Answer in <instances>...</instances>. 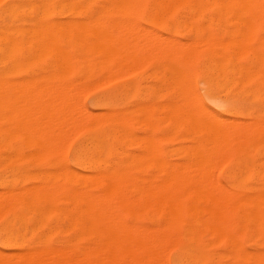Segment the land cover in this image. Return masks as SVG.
Masks as SVG:
<instances>
[{
	"label": "bare ground",
	"instance_id": "6f19581e",
	"mask_svg": "<svg viewBox=\"0 0 264 264\" xmlns=\"http://www.w3.org/2000/svg\"><path fill=\"white\" fill-rule=\"evenodd\" d=\"M64 1H66V2H77V3H109V5L111 4L112 8H113V5H112V3H113L114 6H115V4L127 6L126 8H124L125 11H126V9L129 11H132V10L134 11V6H133L134 4L136 7V5H137L136 3H143V2H146L147 0H64ZM151 1L155 3V7H156V9L153 11V14L155 13L154 17H155V15L156 16L161 15L159 18L157 17L159 19V21H160V19H162V17H172L174 15L175 11L181 10V9H183V10L186 9L188 11V14L192 18H201V19H202V17L205 16V14L207 12L210 11L211 13H213V15L217 19L237 20L236 24L237 23L238 24L236 26H241L242 28H240L241 29L240 31L241 32L244 31L243 33H245V34L244 35H238V36L234 35V37L231 35V38L233 37V39L229 42H226L224 40L214 41L213 39H210V38L207 39L206 37H205V40L203 37H201L203 40L200 38L201 40L193 41V42L189 39V41H191L192 43H190V44L188 43L189 44V46H188L187 42L185 41L186 42L185 44H187L188 47L185 45V49H184V48H182L183 43L181 41L176 39L178 42H181V43L175 42V45H174L173 43L175 40L173 41V39H175V38L172 39V37H169L167 39L166 35L163 36V38H160V37H158L159 35H156V37H158L156 39L154 36H151L154 38V39H151L149 37V33L152 32V31H149V30H152L151 28H148L149 30L146 28L149 31V33H145V30H146L145 27L143 28L142 26H140V29L143 28L144 30L143 29L142 30L144 32L141 30L143 32V34H141L142 32L139 33L140 29L139 30L136 29V28H139V25H138V27H136L137 23H135V21H133L134 24L132 22L131 23L133 24V26L135 25L134 30L135 31L138 30V32H134V30L131 29L130 25H129L128 29L133 31L132 34L135 35L134 38H136V36H138L140 39H142V41H141L142 44H139V46L137 47V46H133V45H135L136 43H137L136 45H138V43H141L140 41H138L139 38L137 37L138 42L133 37L131 38V36L129 38L126 37V39L131 38L130 40L131 41L134 40V42L123 40L124 36H123V38L119 37V32H116L117 29L115 28L117 26H114L117 22H115V24L113 25L112 18H110L108 20V23L106 21H103L110 26L109 27L107 25L108 28H110V29H108L107 26L104 27L105 25L103 26V23H102V25H100L101 20L99 19V16L96 15V14H98L97 13L98 11H96L95 15H96V17L98 16V19L100 20V21L98 20L100 23V24H98L99 26L89 27L85 21V24L89 28L88 27L86 28L83 25L85 27V29H84L83 27H81V25L80 26L78 25L79 28L81 27V29H80L81 31L82 30H85V31H82V32H84V34H81L82 32L79 34V32L77 31L79 28L77 26L78 29H76V30L74 29V33H75L74 35L75 36L77 35L76 31L78 33V36H76V37L73 36L72 31H71L72 29L68 30L71 27L69 25V23H67V26L69 25L68 29L65 28V26H63V25H61L59 23L57 24L54 22L52 24H56V25H49L50 22L46 26H42L39 23L38 24L34 23L35 25L37 24L38 27H35L34 30H33V28H31L32 31H31V29H30V31L34 33V36H35V32H39L41 37L42 36L45 37V39H43L42 41L44 44H47V46H49V49H48V47L43 45L44 47L43 48L41 47L42 51H44L43 49L45 47H46V49L49 50L50 54H52V56L54 58V63H56L59 71H61L62 73H64V71H65V73L66 72L71 73V71L73 69L74 62H75V60H77V56H79L77 53H79V51H82L81 50L82 48H80V45H79L80 43L75 42L74 39H77V40L82 39L84 35H87L88 37L90 36L89 38L91 40L93 39V41H94V42L91 41V43L93 42L94 44L93 43L90 44V46H91L90 47L88 45L89 43L88 44L86 43V41H88L87 38H85V36H84V38L86 39V41H84L85 42L84 46L88 45V47L86 49H88L90 47L89 48L90 51H93V49L95 48L94 52H97V54L99 53V51H101L99 49L103 50V51H101V53L103 54L102 57H104L103 58L104 63L102 62L103 65H102V63H100V65H99L100 68H101V65H102V67L104 66L100 70L101 73L105 72L102 69L107 68V66L105 64V63H107V59H108V62H109V60L111 61V59L114 60L115 56H113V55L117 54V51L115 48H118L119 45L121 44L120 47L122 46L123 49H120L118 51H121L120 52L121 54L120 53L119 54L121 55V58H123V59L121 60V58H120L119 63L117 61L116 62L117 64H114L112 66L110 65L113 69H114L115 65H118L119 67L117 66L116 69L113 70L114 73H113V71L110 70V68H107V69H109V71H107V73L106 72L104 73L106 75L102 74L105 77L100 78L99 81H101V83H103L104 79H105L106 83H108V82L112 81L113 79H116V78L120 79L121 77H124L121 75V73H123L122 71H125L123 66H125V68H126L125 72H127L124 74H128V73L131 74V72H128L129 70L132 69L131 67H134L136 65L139 66V64H141L140 65L141 67L139 66L140 67L139 69H142L144 67V65L147 64V62L149 60L152 61V59H154V58L150 57V56L153 57V53L155 55V52H156L157 56L162 54L161 58L163 59V62H162V64L160 61L159 62L163 67L160 64H159L160 65L159 67H162V69L164 70V73L163 74H162V72L159 73L160 70L158 69L159 68L157 66L158 64L156 65V67H158V68H156L155 66L154 67L156 69H158V71H159L158 74H161L162 77L165 76L164 79L167 80L165 85H167L168 81H171L172 84L170 83L171 84L170 86L175 88L174 93H175L176 97H177V95H178V97L180 95L183 96L182 94L188 88L186 91V94L185 93L184 94L186 96L188 93L189 95H187V96L193 98L191 100L190 98L188 99L187 97H186V99H184L185 96L183 97V99L177 97V98H175L177 100L175 102H169L168 104L164 103L165 106L167 105L165 107V111L163 110L164 108H162V107L160 108L166 113L165 115L162 114V115H164L163 117H165L167 115L168 121L173 120V122L171 121L173 123V124H171L172 126H175L177 129H180V128L183 129V132L186 129V132H188L189 136L191 137V140H190L191 144H187V146L179 147L173 151L169 150L171 153L173 152L174 155H172V156H178V157H180V159H182V161L176 162V163L172 162L170 159V157H171L170 152L168 150L162 154L159 150V149H161V147H159V144L156 141V139H157L156 136H154L152 134L150 135V133H148L150 136L148 137V135H147V138H146V135H145L147 133L146 132L144 134L145 137L144 136L143 137H144V139H147V143H146L147 147L144 148L145 145H142L140 143L141 141L139 142L142 145V147L146 150L142 149L141 147H139V148L144 150L143 152L146 151L145 152L146 154H142V152H141V154H138V155H143V156H141V158L145 157V156H147L149 158L150 161H147V162L145 161L146 163L151 162V164H149V163H148L149 165L147 164L148 168L150 165L152 166L151 168H149V170H151L153 168H154V170L155 169L157 170V172L155 170L156 174H153V175H148L146 177H134V176L130 177V174H129V176L127 174H125L127 171L125 173H122V171H123L122 168L124 169V167H127L126 164H128L127 162H126V164H124L125 160L127 158H129V156L131 158L132 155H128V156L122 155V157L125 156V158L123 159L124 162H122L123 164L116 163L117 165H115V166H109V165H105V163H104V165H102V162L100 163V161H99V159H101V158L99 157L97 159V157L93 154L95 151L99 152L101 147H103V146H101L102 141L97 139V138H91V139L89 138V143L87 145L85 144V145L81 146L80 153H79L81 158L82 159L84 158L85 160H81V159H79V160L85 161V163L87 164L86 168L92 169V171H94L93 169L97 168L99 173L98 174H84V175H81L82 173L78 174V179L75 180V182L71 181V182L75 183L73 185V187H69V186L62 185V184H61L62 185L61 186L60 183H59L60 186L59 185L57 186L56 184H55L56 186L54 184L49 185L51 183V181L49 182V184H46V183H42V182H44V180L43 181L39 180V182L36 181L37 183H39L38 187H37V185H36V187L33 186L34 188H32L30 186L31 187L30 192H29L30 189L28 187H25V188H28V191L22 189L24 192H26V193H22V190H21V192H17L18 190L15 191V189H11L10 186H8V184H7L8 178H6V177L8 175H6V177L4 176L5 179H2L0 181V184L4 185L3 191L0 192V218H6V220H5L3 225L1 223L2 226L0 225L1 226L0 227V233H1V235L4 236L3 237L4 243L6 244V246H8V247H11V245L17 246L21 250L19 253L15 254V255L14 254L13 255H11V254L10 255H6V254L4 255V253L1 254V252H0V264H166L165 260H164V259H166V257H164V254L166 253L167 250H169V249L171 250V248H174L176 251V258H175V261L173 264H223V263L218 262L216 254L209 251L208 248L204 247V245L199 241V239L197 238V230L198 229L204 230L205 232L209 233L210 235L213 234V236H214V233H216V232L220 233V235H218L219 237L221 236L222 238H225L228 241H233V242H235L234 241L235 238H234V235L231 234V230H235L238 226L237 222H240L241 220L242 221L245 220L247 223L249 222V223H253L256 225L261 224L260 228H261V230L262 229L264 230V193H259L257 197L252 196V197H254V200L250 196L249 197L252 200L249 199V197L248 198L246 197L247 199H245L242 196L240 197L241 199L239 197H238V199H237V197H236V199H234V197H232V195H234V194L230 195L231 192H228L229 191L228 190L226 192H228V195H230L231 198L234 199L233 200L230 198V200H232V201H230V203H229V201H227V200H229V198L222 200L225 198L224 193L222 194V192H221V194H222V196H224V198H220V197H222V196H220V192H219V195L218 194L216 195V193H218V192L215 190L216 189L219 190V188H217L219 184L214 183L213 180L211 179V176H210L213 172L212 171L213 167H214L213 165L216 166V164H214L215 162L221 161L220 162V164H221V163L225 162V159H229L237 167L235 168V170L232 168L233 171H229L227 169L229 172L226 175L227 177L229 176L230 178L241 180V179H243V177L251 175L254 179L257 178V179L264 180V168L259 167L257 165L255 166L249 158L251 155H254V156L256 155L257 157L258 156L260 157L264 153V120L256 121L255 118L253 117V113H252L251 108L250 107H244V105H243L244 102L252 101V100L256 99L257 97H259L258 91L260 90V88H264V43H258L260 41L257 42L254 39L256 37L255 33H257L255 31L258 28L256 22L259 20H261V22H262L264 20V0H151ZM0 2H1V0H0ZM152 2H151V4H153ZM33 3H34V1H33ZM41 3H43V2H41ZM59 5L61 6V4H59ZM130 5H132V6H130ZM39 6H40V4H39ZM55 6H53V7L55 8ZM75 7H77V4ZM84 7H86V6H84ZM96 7L97 6L95 5V8ZM102 7L101 6L99 7L100 10H102ZM122 7L120 6L119 9H122ZM131 7H133V8L131 9ZM43 8H45V10H46V7H43ZM71 8H72V6H71ZM106 8H103L104 11ZM148 8H149V6H148ZM21 9L19 8L18 10H21ZM37 9H39V8H37ZM63 9H65V8L63 7ZM119 9H118V12L123 13V10L120 11ZM151 9H153V7ZM5 10H6V8H4V7L1 8L0 19L4 18V15H5L4 11ZM36 10H35V12H36ZM67 10L68 9H66V11ZM32 11H33V9H32ZM32 11H31V13H32ZM38 11H40V10H37V12ZM59 11H61V10H59ZM42 12H41V14L44 15V13H42ZM47 12H48V10H47ZM62 12L64 13V11H62ZM67 12H69V10ZM115 13H116V10H115ZM119 13H117V14H119ZM69 14H71V12ZM107 14L105 17H107ZM109 14H110V12H109ZM147 14H149V13H147ZM9 15H8V17H9ZM57 15H59V14H57ZM84 15L87 16L86 13ZM40 16H42V15H40ZM71 16H73V15H71ZM88 16H90V15L88 14ZM116 16L117 17H120V16L123 17V15L121 13H120V16H118V15H116ZM90 17H89V19H90ZM108 17H110V16L108 15ZM147 18H148V16H146V19ZM157 18H155V19H157ZM124 19L128 20V21H132L131 19L130 20L127 19V17ZM110 20L112 21L111 23L113 26H111V24L109 23ZM113 20L115 21V19H113ZM149 20H151V19H149ZM152 20L155 22L154 19H152ZM24 21L26 22V20H24ZM44 21H46V20H44ZM66 21L67 20H64V22H66ZM72 21H70V23ZM93 21H94V18H93ZM98 21H96V22H98ZM123 21H121L122 22L121 25L123 24ZM10 22H11V20H10ZM27 22H28V25H29V23L30 24L32 23V22H29L28 20H27ZM80 22H82V23H77V24H84L83 21L80 20ZM96 22L91 23V21H90L91 24L95 23L94 24L95 26H96ZM119 22H120V20H119ZM211 22L212 21H210V23ZM226 22H227V24L229 23L227 20H226ZM61 23H62V21H61ZM87 23H89V22L87 21ZM124 23H126V21ZM176 23H178L177 20H176ZM216 23L217 22H215L214 24H216ZM5 24H6V22H5ZM180 24H182V23H180ZM214 24H213V26H214ZM229 24H231V23H229ZM232 24L234 25L235 23L233 22ZM232 24L230 26H233ZM57 25H59V26H57ZM64 25H66V23ZM73 25L76 28V25L74 23H73ZM124 26H126V24ZM202 26H203V24L201 25V27ZM218 26H220V25H218ZM63 27H64V29H63ZM112 27H114L115 29H112ZM168 27H170V25H168ZM220 28H222V27L220 26ZM65 29H67L68 32ZM120 29L123 32H126L124 29H122V28H120ZM10 30L13 32L12 29H10ZM10 30L7 31L6 26L3 23L0 24V163H3V162L5 163V161L8 160L5 158V156L3 154L4 151L10 150L12 152H18L17 148H16V144H7L8 142L6 143V139L8 140L9 138H12L13 140L14 139L16 140L17 138L20 137L19 140L21 141V139H22V141H23V139L28 136L29 137L28 141L30 139V142L28 143L26 141L27 140L26 139L25 145L27 144V147L33 145L34 148H36V150L34 149L35 153H36V151H38L42 155V153H44V152L48 153L49 150L51 153V149H53V148L56 149L57 148L56 146H58L57 149L59 150V143L62 142V140L65 138L63 134H66L68 131L69 133L66 134L67 139L69 137L68 134H70V133H72L71 134L72 136L69 138H72L73 136L77 135V132L78 133L80 132L79 130H81V128L83 129V127L85 126L84 121L88 122V121H86L88 119L87 115H86V117H85V115H83L84 112H87V111H84L81 113V110L79 108V107H83L82 103H80V105L78 107H77V105L74 106L75 104H79L77 102H75V104H74V101H73V99H75L77 97L74 96V98L72 99V101H73V103H72V101L70 102L68 100V98L66 96H64V94H65L64 90H63L64 94L62 96L59 95V93L62 94V91H60V90L66 89V88L60 87L59 90H57L55 88L58 91V94H57L56 90H55L56 94H54V93L53 94L56 97L59 96L58 99L62 105H63L64 101L68 102V103L64 102V103H66V105L67 104H74V105H71L73 107H69V105H68L70 110H69V108H68V110L67 109L65 110V113H67V111H68V113H70V115L67 114V116L64 115L65 113H63L61 110L59 111L61 104H59L60 105V107H59V105H58L59 101L57 100V98L54 99L55 96H52V99H54L55 101L54 102H53V100L50 101V103H52V105L50 103H44V101L46 100L47 97H45V95H40L39 89H37L34 85H33L34 89H33V86H26L25 85L23 87H26V88L32 87L33 90L29 89L31 91V93H34V91L36 89L39 90V91H37V95L34 93L33 94L34 96L31 94L30 96L26 97V98H30L31 96H33L32 97L33 100H34V98H36L35 99L36 101L34 100L36 102L35 103L36 106H38V104L41 103L40 106L37 108H40L42 105H45V107L48 108L49 104H50L51 107L48 108L49 110H51V109L53 110L54 106H55L54 107L55 110H58V111H55V110L52 111L51 110L53 113L50 114L51 111L50 112L48 110L44 111V108H42L43 106L40 109L43 111H39L38 109L35 110L33 105H31L37 114H38V112H41L44 114L46 113L47 116L45 115V117L50 118V119H48V122L50 120H52V119L54 120V118H56V120H58V122L60 123V124H58L56 120H54L55 122L50 121L51 124L49 126V123H47L43 119L41 121V118H40V122L42 124H43V122H44V124L47 123L46 124L47 126L43 125V127H42V124L39 125V123H40L38 121L39 119L38 120H37V118L35 119V117H38V116H33V115H36V114H33L34 112L29 113V112L33 111V109L30 110V105H29L28 99L25 98V96H27L26 94H29L30 91H29V93H27L28 89L22 88L21 85L19 84L20 81L18 82V84H19V87H21V88H19V89L16 88L18 86L17 83H16L17 86L15 85V83H12V87H10L11 84L9 83V80H8V70H7V66H6V63H7L6 60H7V55H8L7 54V45H8V40L10 39V38L8 39V37H7V35H8L7 32H10ZM17 30L19 32L20 29H18V27H17ZM23 30H24L23 32L25 33L26 30L25 29H23ZM121 30H120V33H122ZM147 30H146V32H147ZM224 30L225 29L223 28V32H224ZM28 31L29 30L27 29L26 33ZM70 31H71V34H68ZM153 31H154L153 33H155V30H153ZM219 31L221 33V29ZM65 32H67V34L70 35V37H68V39L70 38V40H72L71 39L72 36L75 37V38H73V45H71V46H74V42L76 44H78L79 45L78 46L79 47L78 52H76L77 50H75V49L73 50L72 48L67 47V45L64 44L65 41L62 42L63 40L61 39L62 40L61 41L58 38L59 35H62V37H64L65 34H63V33H65ZM227 32H226V34H227ZM241 32L239 34H241ZM19 33H21V32H19ZM114 33H115V35H118L119 38L117 36H115ZM137 33H138V35H137ZM190 33H188V34H190ZM253 33H254V37H251ZM144 34H146V37ZM155 34H158L157 31ZM237 34H238V32L236 33V35ZM11 35H12V33H11ZM79 35L80 36L82 35V37L80 38ZM120 36H121V34H120ZM141 36H143L144 38ZM62 37H60V38H62ZM146 38H148L147 41H148V44H150L149 47H148L147 43H144V42H146ZM190 38H192V37H190ZM212 38H213V36H212ZM225 38H227V37L225 36ZM115 39H117V41ZM121 39L123 40V43H120V42H122ZM159 39L162 41H157ZM11 40H13V38ZM11 40H9V42ZM15 40H17V39L13 40V44H11L12 48L9 49L10 51L12 49L11 53L9 54L10 56H12L11 59L15 58L17 56V53H21L19 51H22L16 45ZM70 40H68L69 42L68 41H66V42L71 44ZM113 40H115V41H113ZM118 40H120V42ZM152 40H154V41H152ZM164 40H165V43H162V42H164ZM169 40H171V41L169 42ZM29 41H30V39H29ZM151 41H152V44H151ZM117 42H119L120 44ZM129 42L134 43V44L131 45V43L129 44ZM153 42H157V43H153ZM33 43H35V41ZM143 43L145 45H143ZM158 43H159V45H158ZM81 44H83V43H81ZM154 44L157 45L156 48L151 47ZM117 45H118V47H117ZM124 45L129 47L130 48L129 50H132L131 49L132 47L133 48L137 47L139 50L136 48L135 49L136 51L134 53H131L132 55L129 54L128 51H126L127 55H124V54H122V50H126V46L124 47ZM128 45H131L132 47H130ZM177 45H178V47H176ZM40 46H38V47H40ZM141 47L143 50L141 49ZM147 47L151 48V49L153 48V50H150V49L147 50ZM27 48H28V46H27ZM91 48H93V49H91ZM21 49H23V48H21ZM31 49L33 50L34 48L31 47ZM86 49H85V51H86ZM144 50H145V52H144ZM133 51H134V49H133ZM137 51H142L143 55H141L142 54L141 52H139L140 53L139 54ZM150 51L152 52V54L150 53ZM146 52H147V54H146ZM41 53L42 52H40V56H42ZM47 53L48 52H46L45 54H47ZM83 53H85V52H83ZM101 53H99L100 56H101ZM123 53H125V52H123ZM157 53H160V54H157ZM128 54H129V56H128ZM137 54H139V55H137ZM145 54H146V56H145ZM148 54H149V59L147 57ZM9 55H8V57H9ZM87 55H90V52ZM92 55H93V52H91V56ZM130 55H131V57H134L137 55V57H135V59L139 58V61H138L139 63L138 62L136 63V61H135L134 63L136 65H134V63L131 62L132 60L130 59L131 58ZM94 56H96V55H94ZM106 56H108V57H106ZM126 56H127V58L129 57L128 62L126 61L127 59L124 60ZM22 57L26 58V55L23 56V54H22ZM48 57L51 58L50 56H48ZM79 57H81V55ZM110 57H111V59H109ZM141 57H143V58H141ZM146 57H147V59H146ZM159 57H158V59H159ZM244 57L249 58V61L247 63H242V59ZM25 58H23V59H25ZM40 58L42 59V57H39V61H42V60H40ZM88 58H90V57H88ZM27 59H30V57L26 58L25 60H27ZM136 60H138V59H136ZM93 61H94V63L90 62V63H92V65L94 64L93 66H95L96 64L99 63V61H97L98 63L96 62V64H95V60H93ZM121 61L124 62V64H122ZM140 61H141V63H140ZM143 61L146 64L143 63ZM150 61H149V63H150ZM27 62L32 63L29 61H27ZM125 62L128 64L126 65ZM130 62L134 66H132V64ZM28 63H26V64H28ZM111 64H113V63H111ZM13 66H15V65L13 64ZM22 66H25V65H22ZM137 66H136V68H137ZM80 67L82 69H85L82 67V64H81V66H79V68ZM88 67L91 68V64L88 65ZM96 67H93V68L96 69ZM10 68H11V66H10ZM117 68H121V72L119 71L120 69L118 70ZM122 68H123V70H122ZM136 68L134 67V69H136ZM39 69H41V68H39ZM139 69L137 68L136 70H139ZM87 70H89V69H87ZM115 70L116 71L118 70L117 73ZM41 71H44V70L41 69ZM100 71H99V73H100ZM132 71H134V70L132 69ZM154 71H156V70H154ZM11 72H12V70H11ZM61 72L59 73L60 76H64V75H61ZM81 72L80 73L78 72L79 76L82 75ZM119 72H120V74H119ZM111 73L113 74L112 77L109 75ZM155 73H157V72H154V75H155ZM195 73L199 74L203 78V80L207 82V84L209 86H212L215 84L216 86L222 88L223 90L228 91V93L230 95L229 101L225 105V107L222 109V113H221L222 115L221 116H218V114L216 112H213V111L207 109L202 104V102L200 100H198V98H195L196 96L193 97L192 95H190V91L192 90V88L190 89V91H188L190 87H188V86L186 87V85H188L189 84L188 82H190V81H191L190 82L191 84H189V85H192L193 81L192 80L189 81V79L193 78L192 76ZM147 74L149 76V73H147ZM39 75H40V73H39ZM67 75L68 74H66V78H68ZM95 75H96V73H95ZM56 76L59 77L58 75H56ZM87 76L88 75H86L85 77H87ZM144 76H145V74H144ZM144 76H143V78H145L144 81H146V78H148V76L147 75H146V77H144ZM155 76L153 77L154 79L158 78V76H156V77ZM49 77L51 78L53 76L49 75ZM89 77L90 76H88V80H89ZM91 77H92V75H91ZM32 78L29 76V79H32ZM39 78H40V76H39ZM46 78H48V77L46 76ZM50 78H48V79H50ZM62 78L63 77H61V79ZM80 78H82V77H79V79ZM93 78H95V77H93ZM22 79H21V81H22ZM26 79H28V78H25V80ZM83 79L81 82H83ZM96 79L97 80L94 81L95 83L93 81H91L89 83L90 84L93 83V86H95V84H98L96 82L98 81L99 78H97V76H96ZM110 79H112V80H110ZM30 81L31 80H29V83L28 82H25V83L30 85V83L34 80H32L31 82ZM43 81L46 83L45 80H43ZM84 81H85V79H84ZM140 81L143 82V80H140ZM11 82H16V81L11 80ZM37 82H38V80H37ZM81 82L78 81V83L82 84ZM32 83H34V82H32ZM89 83L87 82V85H89ZM161 83H163V82H161ZM80 84H79V86H80L79 88L85 89V88H83V87H85L83 85H85L86 83L82 84V86ZM37 85H39V83ZM41 85H43V84L40 82L39 87ZM55 85L58 86L60 84L54 83V87H55ZM66 85H67V87L72 88L70 85L69 86H68V84H66ZM66 85L64 84L63 86H66ZM75 85H77V84H75ZM87 85H86V87H89V89H90L91 85L90 86H87ZM43 86L46 87L47 83H46V86H45V84ZM51 86H52V84H51ZM60 86H62V85H60ZM96 86H99V85H96ZM100 86H101V84H100ZM148 86H150L149 90L147 89V91L149 93V91H151V89L153 88V85H151V83H150V85H148ZM148 86L146 85L145 88H147ZM151 86H152V88H151ZM156 86L158 87L160 85L156 84ZM170 86H168V87H170ZM192 86L194 89L195 88L194 85H192ZM125 87L127 88L129 86H125ZM140 87H142V85ZM8 88H11V89L8 90ZM43 88H41V89L45 90ZM52 88L53 87H51L50 90H52ZM57 88H59V86ZM74 88L77 89L78 87L74 86ZM160 88L161 87H159V89ZM20 89H24V90H22L23 93H24L25 89L27 91H25V94H22V93H20V91H21ZM116 89H117V87H116ZM116 89H114V90H116ZM165 89L167 90V88H165ZM11 90H12V94H11L12 97L9 94ZM42 90H41V94H42ZM50 90H48V94H49ZM160 90H157V91H160ZM8 91H9V93H8ZM65 91H68V90H65ZM78 91H79L78 94L82 93V90H78ZM111 91H113V90H111ZM118 91H119V89H118ZM157 91L155 93V88L152 89V93H154L155 95L157 94V95L161 96L163 91H160L161 95L158 94ZM71 93H72V91H71ZM71 93H69V94H71ZM84 93H85V91H84ZM84 93H82L81 96L84 95ZM116 93H117V91H116ZM116 93H114V94H116ZM174 93L172 90V95ZM208 93H209V91H208ZM214 93H215V91H214ZM17 94H19V97L21 95L22 96L24 95V96L23 97L21 96L20 97L21 99H19L16 96ZM38 94L40 96H44V97L41 98V97H39ZM43 94H46V91H43ZM48 94H46V95L47 96H49L50 94L52 95L51 91H50V94L49 95ZM108 94H106V92H105V95H108ZM154 94H152V96ZM191 94H192V91H191ZM193 94H194V91H193ZM260 94H262V93H260ZM73 95H74V93H73ZM75 95L77 96L76 93H75ZM121 95L124 96L125 94L123 95V93H121ZM112 96H113V94H112ZM143 96H145V95L143 94ZM149 96L152 97L151 94ZM170 96H171V94H170ZM22 98H24L23 103L25 102V100L28 102L29 110H28L27 105H24V107H22L23 106L22 102H21L22 106L20 105V100H22ZM43 98H45L44 101H43ZM48 98L51 99V96ZM78 98H79V96H78ZM107 98L105 97V99H107ZM40 99L43 102H41ZM70 99H71V97H70ZM103 99H104V97H103ZM115 99H116V96H115ZM121 99L122 98L120 97L119 101ZM150 99H152V98H150ZM178 99L182 100V102H183V100H185V101L182 104V102ZM33 100L31 99L30 101L34 102ZM56 100L58 103L55 104ZM100 100H102V99H100ZM135 100H138V97ZM168 100H169V98L167 99V101ZM79 101H80V99H79ZM109 101H110V99H109ZM141 101H143V99ZM158 101H159V99H158ZM178 101H180V104L177 103ZM46 102H47V100H46ZM110 102H112V101H110ZM146 102L149 103L148 99ZM155 102L156 101H154V103ZM42 103H44V104H42ZM106 103H107V100H106ZM24 104H26V103H24ZM152 104L153 103L151 102L150 106L152 108L147 107L149 105H147L146 107H147V109L150 108L149 110L153 109L152 113H154V114H155L154 109H156V111L158 112V110H157L158 107L163 105V103H162V105H160V103L158 105V103L156 102L157 106H156V104H153V105H155V107H156L155 108L152 106ZM246 104H247V102H246ZM139 106L142 108L143 105L142 106L139 105ZM25 107H27V109H25ZM56 107H57V109H56ZM75 107H77L79 110L75 109ZM141 108H139L138 110H141ZM23 110H24V112H25V110L27 112L29 111L28 115L33 114L30 116L31 118L33 116V119L30 118V120H32V121H30L28 119L29 116H28V118L26 117L27 113H25V116H24L27 119L25 118L23 120L24 117L22 116V114L24 112L21 114V112ZM134 110H136V108H134ZM146 110H144V111H146ZM149 110H147V112ZM70 111L73 112L72 114H74V115L76 114L75 115L76 117L74 116L75 117L74 119L72 118L73 116L71 115ZM75 111L76 112L79 111V112L75 113ZM129 111H130L129 112V114H130L132 112V110L129 109ZM142 111H143V108H142L141 112ZM161 111H160V113L163 112V111L162 112ZM47 112H49L48 113L49 115L47 114ZM54 112H57V114H59V115H60V113H63V114H61L60 120L57 118L58 115L56 117V113H54ZM58 112H60V113H58ZM9 113L12 114L11 116H13V119H16L17 117L20 119L21 118L20 116H22L23 118H21V121L22 120L24 121V122H22L23 123L22 124V123H20V121H18V119H17L18 122H15V120H14L13 121L14 122V128H13V131L11 130V132L9 130L10 134L7 132V130L9 128L11 129V127L8 126L7 130L5 128V126H6L5 124H7V118H9V116H7V115H10ZM103 114L104 113H102V114L98 113V115H100V116L101 115L103 116ZM118 114H120V113H118ZM122 114H124V116H126V117H127V115H129V114L126 115V112L122 113ZM122 114H121V116L123 117ZM91 115H89V119L91 117L93 118V115L92 116ZM98 115H96V113H95L96 118ZM105 115H104V117H105ZM116 115L117 114L114 111L111 112L110 117L108 116V114L106 115V117L108 116L109 118L113 117V119H110L108 121V125L105 126L106 128H107V126L112 125L113 130H117V127L119 126L120 122L118 123V121L114 120V116L116 117ZM70 116H72V117H70ZM100 116L98 118L102 117V116L101 117ZM133 116H135V114ZM141 116L140 117L137 116V117L141 118ZM45 117H44V119H46ZM145 117H147V116H145ZM80 118L82 121L80 120ZM129 118H131V117H128L127 120H129ZM13 119H11V120L9 119L8 121L12 122ZM68 119H70V120L66 121ZM160 119H161V117H160ZM160 119L157 118V124H158V121L161 122V124H162V122L163 123L165 122V120L163 118L162 119L164 121H162V120L160 121ZM165 119H167V117ZM243 119H246L247 122H242ZM26 120H29V122H32V123L29 124V122ZM61 120L63 121V123H61ZM152 120L154 121V120H156V118H154ZM123 121L124 120L122 118V122ZM136 121L139 122L137 119H136ZM25 122L26 123L28 122L27 125L29 124L28 129L25 128V126H26ZM66 122H67V125H65ZM69 122L71 123V125H69L70 124ZM73 122H75V124ZM141 122H144V121H141ZM171 122H169L167 124L170 125ZM53 123H55V124L57 123L58 124V125L56 124L57 127H59L65 123L64 124L66 126L65 129L63 126H61V127L66 132H63V130L60 129L61 127L57 128L55 126L56 129H54V130L55 131L57 130V132L59 131L58 132L59 134L57 133L59 136L57 134H55L54 130H52L53 131V133H52V131L49 129H53L52 127H54V126H51ZM79 123H80V126H78V127L80 129L77 127L75 129V125L77 126V124L79 125ZM125 123H127V122L125 121ZM147 123L145 122V124H147ZM81 124H83L84 126L81 127ZM7 125H9V124H7ZM91 125H92V123H91ZM39 126H40V128L42 127L45 129L44 133L42 132V131H44L42 128H41V131H40V129H38ZM69 126L73 129H69ZM140 126H141V124H140ZM21 127H23V128L21 129ZM165 127L167 129L166 125H165ZM175 127L173 129H175ZM144 128H146V127L144 126ZM150 128H151V130H153V127H150ZM177 129H175V130H177ZM22 131H23V134L21 133ZM47 131L49 134H51V139H50V141L45 142V140H43L44 137L43 136L41 137V134L42 135L44 134L45 137H48V136L50 137V135L47 133ZM60 131L62 133H60ZM165 131L167 132V130H165ZM168 131H170V130H168ZM74 132H75V134H74ZM121 132H122V129H121L120 133L117 134V136L120 135ZM132 132H129V133L132 134ZM148 132H150V131L148 130ZM161 132L163 133V131H161ZM178 132H179V130H178ZM7 133L9 135H7ZM46 133L48 135H46ZM103 133H104V131H103ZM123 133H124V131H123ZM21 134H22V137L24 136L23 138H21ZM53 134H55V135H53ZM61 134L64 137L63 139L61 138L62 137ZM131 134L129 136L131 138L135 139V141H136L137 138L132 137L133 135L131 136ZM170 134H172V133H170ZM6 135L8 136V138ZM136 135L137 134H135V136ZM160 135H162V134H160ZM166 135H169V134H166ZM166 135H165V138H167ZM173 135H174V133H173ZM175 135H177V134H175ZM104 136H105V134H104ZM170 136H169V138H167V140L170 139ZM250 136L257 138L256 144H245V141L248 142V138L250 139ZM31 137L34 139V141L32 140ZM52 137H53V139H54V137H56L54 140H55V143L57 141L58 145H57V143L56 144L52 143V141H51ZM109 137H111V136H109ZM121 137H123V136H121ZM121 137H120V140L122 139ZM136 137L139 138L138 135ZM184 137L186 139V136H184ZM38 138L39 139L43 138V139H41V142H40V140ZM58 138L59 139L61 138L62 140H57ZM114 138L116 140H119L116 137H114ZM141 138L137 139V140H141ZM165 138H164V141H165ZM171 138H174V136ZM180 138H182V137H180ZM84 139H86V138H84ZM123 139H124V137H123ZM158 139L163 140L162 138H158ZM19 140H17V141H19ZM68 140H70V139H68ZM68 140H66V141H68ZM129 140H131L130 141L131 146H132V144L133 145L135 144V143H132V139L129 138ZM129 140H128V142H129ZM66 141L64 140L62 142V144L64 142L67 143ZM181 141H183V140L181 139ZM32 142H33V144H32ZM49 142H51L52 144L51 143L49 144ZM136 142L138 143V141H136ZM142 142H144V140H142ZM145 142H146V140H145ZM145 142L143 144H145ZM65 143L63 145H60L61 148L63 146V149H64L65 146L67 147V145H69L68 143H67V145H65ZM80 143H82V142H80ZM20 144L24 146V144H22V142ZM140 144H139V146H140ZM126 146H127V144H126ZM122 147H124V146H122ZM20 149L22 150V148H20ZM23 149H24V147H23ZM57 149H56V151H57ZM26 150H27V148H26ZM102 151H103V149H102ZM103 153H104V151L102 152V154ZM129 153H131V152L129 151ZM45 154L46 153H44V155ZM16 155H18V154H16ZM32 155L36 156L34 153L31 154V157H32ZM39 155L40 154L38 153L36 158L37 157L40 158L41 156H39ZM48 155H50V154H48ZM54 155H55V153H54ZM28 156L30 157V154ZM28 156L24 155V157H26V158H28ZM135 156H137V155L134 154V157L133 156L132 157L135 158V161L138 160L137 163L142 160L141 158L138 159V157H135ZM19 159H18V163H19ZM28 159H30V158H28ZM11 160H13V159H11ZM131 160L132 159H130L129 162ZM144 160H145V158H144ZM14 161H17V160L15 159ZM30 164L32 165V163H30ZM114 164H115V162H114ZM259 164H260V162H259ZM83 165H85V164L83 163ZM131 166H134V165H131ZM139 166H141V168H142V163L140 165H138V167ZM144 166L146 167V165H144ZM134 167H135L134 168V173H135V171H137L138 168L136 166H134ZM216 168H218V167H216ZM35 169H37V168H35ZM135 169H137V170H135ZM154 170L151 172L154 173ZM214 170H216V169L214 168ZM37 171H38V169H37ZM67 171L69 172V170H67ZM67 171H66V173H64V175L66 174V176H67ZM139 171H140V169H139ZM71 172H73V171H71ZM27 173H28V171H27ZM38 173H39V171H38ZM46 173H47V171H46ZM58 173H59V170H58ZM62 173H63V171H62ZM77 173H78V171H75V172H73V174L72 173L71 174L77 175ZM128 173H129V170H128ZM52 174H54V172L50 173L49 175L52 177ZM139 174H140V172H139ZM29 175H31V174L29 173ZM10 176L12 177V173ZM17 176H20L19 173ZM35 176L37 177V175H35ZM24 178H26V176H24ZM27 178H29V177L27 176ZM35 178H33V179H35ZM48 178L50 179V177H48ZM54 178L55 177H53V179L52 178L51 179L54 180ZM56 178H57V175H56ZM58 178H61V177H58ZM30 179H31V176H30ZM68 180L69 179H67V181ZM14 181H17V180L14 179ZM40 182L42 184H40ZM241 184H242L241 181H237L236 187H240ZM245 189H247V188H245ZM225 190H227V189H225ZM219 191H221V190H219ZM228 195H226V197H230ZM235 196H236V194H235ZM130 198H131V200L136 199V203H137V205H139L140 209L142 208V210L147 211V217H148V220L150 222V226L142 227L139 225H132V224L128 225L126 223L127 222L126 220H125L126 222H124V220L122 219V216L125 213H127V210L131 206L130 204H132V203H130ZM59 204L62 206V208L58 207ZM243 213H244V215H242ZM52 218H55L56 221H58L60 223L66 222L65 223L66 226L65 227L61 226L62 228L61 227L49 228L48 224ZM51 222H52V220H51ZM246 229L247 228H245V230ZM37 230H41L42 233L39 232L40 233L39 235H35V231H36V234H38ZM27 231H30V233H29V234H31L30 238H27L26 235H24L27 233ZM72 231L74 232L73 236L70 234V232H72ZM23 232H24V234H23ZM59 233H63V234L68 233L69 236H72V237H70V239H64V238L59 239L56 237V235ZM250 238H251V236H250ZM262 239L264 240V235H263ZM214 240L216 241V239H214ZM218 240H220V239H218ZM238 245L231 244V249H232L231 255H233L232 260L235 261L236 264L237 263L238 264H264V253L253 252V255H252V253H250L252 251H249L248 253L250 255H248L247 251H246V253H244V250L242 251L238 247ZM239 246H241V245H239ZM254 253H256V254H254ZM222 255L223 254H221V256ZM227 257H229V256H227ZM230 258H231V256H230Z\"/></svg>",
	"mask_w": 264,
	"mask_h": 264
},
{
	"label": "rangeland",
	"instance_id": "374dc122",
	"mask_svg": "<svg viewBox=\"0 0 264 264\" xmlns=\"http://www.w3.org/2000/svg\"><path fill=\"white\" fill-rule=\"evenodd\" d=\"M33 1H34V3H33ZM36 2V3H35ZM41 2H43V3H41ZM151 0H147L146 2H143V3H136L137 5H136V7H135V4L133 5L134 6V11L132 10V11H129V10H127L126 9V11H125V9L124 8H126L127 6H124V5H118V4H115V6H114V4L112 3V5H113V8H112V6H111V4L109 5V3H77V2H66V1H64V0H1V2H0V10H1V8H6V10L4 11V18L3 19H0V24L1 23H3L5 26H6V28H7V31H9L10 29H12L13 30V32L10 30V32H7V37H8V39L9 40H11L12 38H13V40L14 39H17V40H15V43H16V45L19 47V49L20 50H22V51H19V52H21V53H17V56L15 57V58H13V59H11L12 58V56H10L9 54L11 53V51H12V49H11V51L9 50L10 48H12V45L11 44H13V40H11L10 42H9V40H8V45H7V54L9 55V57H8V55H7V60H6V66H7V70H8V80H9V83L11 84L10 85V87H12V83H15V85L17 86V84H18V82H19V84L21 85V87L22 88H26V87H23V86H35L37 89H39L40 90V95H45V97H47L46 98V100H47V102H46V100H45V98H43V101H44V103H50V101L51 100H53V102L55 101L54 99L55 98H57V100L59 101V99H58V97H56L54 94H56V91L57 90H59L60 89V87H62V88H66V89H62V90H60V91H62V94L61 93H59V95L60 96H62L64 93V96H66L67 98H68V100L71 102L72 101V99L74 98V96L75 97H77V98H75V99H73V101H74V104H75V102H77V103H79V104H67L66 105V103H68V102H66V101H64V102H66V103H64L63 102V105L61 104V102L59 101V103L57 102V100H56V102H55V104L56 103H58V105L59 104H61V107H60V105H59V107H60V109H59V111L61 110L63 113H65V110L67 109L68 110V108L69 107H73V106H71V105H74V106H76L77 105V107L80 105V103H82V106L84 107H79L80 108V110H81V113L82 112H84V111H87V112H84V114L83 115H85V117H86V115H87V117H88V119H89V115H93V118L91 117L89 120L87 119L86 121H88V122H85L84 121V124H85V126L83 125V124H81V127H83V129L81 128V130H79L80 132L78 133L77 132V135H75V136H73L72 138H69V137H71L72 135V133H70V134H68V139H70V140H68L67 139V133H69L68 131H67V133L66 134H63L64 135V137H63V135H62V139L60 138H58L57 140H62V142L65 140H68V141H66L69 145H67V143H65V145H67V147L65 146V148L63 149V146H62V148H61V146L60 145H63L62 144V142H60L59 143V150L57 149L58 148V146H56L57 148V151H56V149L55 148H53V149H51V153H50V150L48 151V153L47 152H44V153H46L45 155H44V153H42V155H41V153L40 152H38V151H36V153H35V151H34V149L36 150V148H34V146L32 145V146H28L27 147V144L25 145V140L29 143L30 142V139H29V141H28V136L26 137V138H24L23 139V141H22V139H21V141L19 140V138H17L16 140L14 139H12V138H9L8 140L6 139V143L7 144H16V148H17V151L19 152H12V151H10V150H7V151H4L3 152V154H4V156H5V158L6 159H8V160H6L5 161V163L3 162V163H0V181L2 180V179H5V177H6V175H8L6 178H8V186H10V188L11 189H15V191H17V192H21V190L22 189H24V190H27L28 191V188L30 189L29 190V192L31 191V187L32 188H34V187H36V185H37V187L39 186V183H37V182H39V180H41V181H43L44 180V182H42V183H46V184H49V182L51 181V183L49 184V185H59V183H60V185L62 184V185H66V186H69V187H73V185L75 184L74 182H75V180H77L78 179V174H81V175H84V174H98L99 173V171H98V169L97 168H95V169H93L94 171H92V169H88V168H86V166H87V164L85 163V161H81V160H85L84 158L82 159L81 158V156H80V148H81V146H83V145H87L88 143H89V138L91 139V138H97V139H99V140H101L102 141V144H101V146H103V147H101V149L99 150V152L97 151H95L93 154L97 157V159L100 157L101 159H99V161H100V163L102 162V165H104V163H105V165H109V166H115V165H117L116 163H118V164H123L122 162H124V158H125V156H123L122 157V155H132L133 157H134V154L135 155H137V156H135V157H138V159H140L141 158V156H143V155H138V154H141V152H142V154H146L145 152H143L144 150H146V149H144L145 147H147V145H146V143H147V139H144V137H145V135H146V138H147V135H148V137L152 134V135H154V136H156V141H157V143L159 144V147H161V149H159L160 150V152L163 154V153H165V151H173V150H176L177 148H179V147H182V146H187V144H191V137L189 136V133L188 132H186V129L184 130V132H183V129H177L175 126H172L171 124H173L172 122H173V120H170V121H168V116L166 115L165 117H163L166 113L164 112L165 111V107L167 106H165V104H168L169 102H175V101H177L175 98H177L178 97V95H177V97H176V95H175V93H174V91H175V88L174 87H172V86H170L172 83H171V81H168V83H167V85H165V83L167 82V80L166 79H164V77H162V75L161 74H158V69L160 70V72L159 73H161L162 72V74L164 73V70L162 69V62H163V59L161 58L162 57V54L161 55H159V56H157L156 55V52H155V55H154V53H153V57L152 56H150L151 58H154V59H152V61H150V63H149V61L147 62V64L143 61V63H145L146 65H144V67L142 68V69H139L141 66V64H139V66H137L134 62L136 61V63L139 61V58H136V59H138V60H136L135 59V57H137V55H139L140 53L139 52H141L142 53V51H137L139 54H137L136 56H134V57H131V53H134L136 50V48L139 46V44H142V39H140L138 36H136V38H134L135 37V35H133L132 33H133V31H131L130 29H128V27H129V25L131 26V29H133L134 30V26H133V24H134V22L133 21H135V23H137L136 24V27H138V25H139V28H136V29H140V26H142L143 28L145 27V29L147 28H151L152 30H149V31H152L151 33H149V31L147 30V32H146V30H145V33H149V37L151 38V39H154L153 37H151V36H154L155 37V39L156 38H158V37H160V38H163V36H167L166 38L168 39L169 37H172V39L173 38H175V39H173V41H174V45H175V42L177 43L178 41L177 40H179V41H181L183 44H182V48H184L185 49V45L187 46V44L189 43H192L193 41H198V40H201L202 38L201 37H203L204 38V40H205V37L207 38V39H213L214 41H218V40H224V41H226V42H229V41H231L232 39H233V37H234V35L235 36H238V35H244L245 33H243V32H241L240 30V28H242L241 26H236L237 24H236V21L237 20H232V19H217L214 15H213V13H211L210 11L209 12H207L206 14H205V16L204 17H202V19L201 18H192L189 14H188V11L186 10V9H181V10H177V11H175V13H174V15L172 16V17H162V19H160V21H159V17L161 16V15H155V17H154V14H153V11L156 9V7H155V3L154 2H152L153 4H151ZM28 3V4H27ZM68 3V4H67ZM14 4V5H13ZM21 9V10H18L19 8L16 6V5ZM31 4V5H30ZM39 4H40V6H39ZM43 4V5H42ZM59 4H61V6L59 5ZM73 4V5H72ZM76 4H77V7H75L76 6ZM87 4V5H86ZM98 7H96L95 8V5ZM100 4V5H99ZM56 5V6H55ZM67 5V6H66ZM104 5V6H103ZM34 8H33V7ZM53 6H55V8L53 7ZM58 6V7H57ZM65 8V9H63V7ZM69 6V7H68ZM71 6H72V8H71ZM84 6H86V7H84ZM102 7V10H100V8L99 7ZM122 7V9H119V7ZM130 6H132V5H130ZM143 6V7H142ZM148 6H149V8H148ZM32 7V8H31ZM43 7H46V10H45V8H43ZM68 7V8H67ZM82 7V8H81ZM107 7V8H106ZM142 7V8H141ZM153 7V9H151ZM27 8V9H26ZM37 8H39V9H37ZM60 8V9H59ZM75 8V9H74ZM84 8V9H83ZM103 8H106L105 9V11H104V9ZM111 8V9H110ZM133 7H131V9H132ZM17 9V10H16ZM32 9H33V11H32ZM40 10L42 13H44V15L43 14H41V12L40 11H38L37 12V10ZM66 9H68L69 10V12H67L66 11ZM82 9V10H81ZM116 10V13H115V10ZM118 9L120 10V11H122L123 10V13L125 14H123L122 12H120L122 15H123V17L122 16H120V13L118 12ZM136 9V10H135ZM150 9V10H149ZM35 10H36V12H35ZM47 10H48V12H47ZM58 10V11H57ZM59 10H61V11H59ZM93 10V11H92ZM100 10V11H99ZM113 10V11H112ZM31 11H32V13H31ZM62 11H64V13L62 12ZM96 11H98L97 13L98 14H96ZM107 11V12H106ZM112 11V12H111ZM125 11V12H124ZM129 11V12H128ZM150 11V12H149ZM34 12V13H33ZM46 12V13H45ZM71 12V14H69ZM74 12V13H73ZM95 12V13H94ZM104 12V13H103ZM106 12V13H105ZM109 12H110V14H109ZM136 14H135V13ZM10 15H9V14ZM63 15H62V14ZM68 13V14H67ZM86 13V15L87 16H85L84 14ZM91 16H88V14ZM92 13V14H91ZM108 13V14H107ZM113 15H112V14ZM117 13H119V14H117ZM133 13V14H132ZM147 13H149V14H147ZM38 14V15H37ZM55 14V15H54ZM57 14H59V15H57ZM98 15L99 16V19L101 20H99L98 19V16L96 17V15ZM105 14V15H104ZM106 14H107V17H105L106 16ZM8 15H9V17H8ZM40 15H42V16H40ZM68 15V16H67ZM71 15H73V16H71ZM108 15L110 16V17H108ZM116 15H118V16H120V17H117ZM152 15V16H151ZM183 15V16H182ZM22 16V17H21ZM47 16V17H46ZM132 16V17H131ZM146 16H148V18L146 19ZM190 16V17H189ZM35 17V18H34ZM87 17V18H86ZM89 17H90V19H89ZM127 17V19H131L132 21H128V20H125L124 18H126ZM135 17V18H134ZM158 17V18H157ZM177 19H176V18ZM7 18V19H6ZM11 18V19H10ZM93 18H94V21H93ZM96 18V19H95ZM103 18V19H102ZM110 18H112V21L110 20L109 21V23L111 24V26H113L114 24H115V22H117L114 26H117V27H115L116 29H117V31L116 32H119V37H121V38H123V36H124V38H123V40H126V41H131L130 39L133 37L136 41H137V37L140 39H138V41H140L141 43H138V45H133L134 43H131L132 41L134 42V40H132L131 42H129V44L131 43V45H133V46H137L136 48H133L131 45H128V46H130V47H132L131 49L132 50H129L130 48L129 47H127L126 45H124V47L126 46V50H122V54H124V55H127V53H126V51H128L129 52V54H131L130 55V59L132 60L131 62H133L134 63V65H136L137 66V68L139 69V70H136L137 68H136V66H134L131 62V64H132V66H134L136 69H134V67H131L134 71H132V69L131 70H129L128 72H131V74L130 73H128V74H124V73H127V72H125L126 71V68H125V66H123L124 67V70L125 71H122L123 73H121V75L122 76H124V77H121L120 79H118V78H116V79H110V80H112V81H110V82H108V83H106V81H105V79H104V81H103V83H101V81H99L100 80V78L102 77H105V76H103L102 74H104L105 72L107 73V71H109V69H107V68H110V70L111 71H113L114 69H116V67L118 66V65H115V67H114V69L111 67L112 65H114V64H117L116 62L118 61V63L120 62L119 60H120V58H121V51H118V50H120V49H123V47L121 46L120 47V43H123V40L121 39V41L122 42H120V40H118L119 42H117V43H119L120 45H119V47H118V45H117V47L119 48H115L116 49V51H117V54L116 55H113V56H115V58H114V60L113 59H111V57L109 58V59H111V61L109 60V62H108V59H107V63H105L106 64V66H107V68L104 70V69H102L103 71H105L104 73L102 72L101 73V68H103L102 67V65H103V58L104 57H102L103 56V54L101 53V51H103L102 49H99V50H101V51H99V53H101V56L99 55V53L97 54V52H94V49L93 48H91V49H93V51H90V44H92L94 41H93V39L91 40L87 35H84L85 36V38H87V40L88 41H86V39L84 38V36H83V38L82 39H79V40H77V39H74V41L75 42H79L80 44V48H82L81 50L82 51H79V45L78 44H76L75 42H74V46H71V45H73V38H75L76 36H78V33H77V31L79 32V34L82 32V31H85V30H80L81 29V27H83L84 29H85V27L87 28L88 26L89 27H97V26H99L98 24H100L99 23V21L101 22V24L100 25H102V23H103V26L104 27H106L108 24V20L110 19ZM123 18V19H122ZM155 18H157V19H155ZM204 18V19H203ZM35 19V20H34ZM76 21H74V20ZM113 19H115V21L113 20ZM149 19H151V20H149ZM152 19H154L155 20V22L152 20ZM206 19V20H205ZM10 20H11V22H10ZM24 20H26V22H27V20L29 21V22H32L31 24L29 23V25H28V22L26 23ZM44 20H46V21H44ZM62 21V23H61V21ZM64 20H67L66 22H64ZM74 22H73V21ZM79 20V21H78ZM80 20L81 21H83V23L84 24H77V23H82V22H80ZM99 20V21H98ZM118 20V21H117ZM119 20H120V22H119ZM124 20V21H123ZM138 20V21H137ZM176 20L178 21V23H176ZM205 20V21H204ZM226 20L229 22V23H235L233 26H230L231 24H227V22H226ZM24 21V22H23ZM48 21V22H47ZM70 21H72L71 23H70ZM85 21H86V24H88V26L85 24ZM87 21L89 22V23H87ZM90 21H91V23L92 22H96V21H98V22H96V26L94 25V24H91L90 23ZM103 21H106L107 23H105V22H103ZM121 21H123V24L125 25L126 24V26H124L123 24L121 25ZM126 21V23H124ZM210 21H212L211 23H210ZM233 21V22H232ZM5 22H6V24H5ZM19 22V23H18ZM49 22H50V24H49ZM59 23V24H61V25H63V26H65V28H67L68 29V26L70 25L71 27L68 29V30H70V29H72L71 31H72V34H73V36H75L74 34V29L76 30V29H78L79 28V26L81 25V27L76 31V36L75 37H73L72 36V40H70V38L68 39V37H70V35H68V34H71V31L67 34V32H68V30L67 29H65V30H67V32H65V33H63V34H65L64 35V37H62V35H59V39L62 41V42H64L65 41V43L64 44H66L67 45V47H69V48H72L73 50L75 49V50H77L76 52H78L79 51V53H77L79 56L81 55V57H79V56H77V60H75V62H74V65H73V69H72V71H71V73H68V72H66L65 73V71H64V73H62L61 71H59V69H58V67H57V65H56V63H54V58H53V56H52V54H50V52H49V46H47V44H44L43 43V39H45V37L44 36H42L41 37V35H40V33L39 32H35V36H34V33L33 32H31L32 31V29L31 28H33V30H34V28L35 27H38L37 26V24L39 23L40 25H42V26H46V25H56V24H52V23ZM113 23V25H112V23ZM133 24H132V23ZM153 22V23H152ZM185 22V23H184ZM215 22H217L216 24H214ZM239 22V21H238ZM260 22V23H259ZM34 23H37L36 25L34 24ZM43 23V24H42ZM66 23V25H64ZM67 23H69V25L67 26ZM73 23L76 25V28L74 27V25H73ZM120 23V24H119ZM180 23H182V24H180ZM187 23V24H186ZM219 23V24H218ZM240 23V22H239ZM90 24V25H89ZM128 24V25H127ZM166 24V25H165ZM203 24V26L201 27V25ZM213 24H214V26H213ZM256 24H257V26H258V28H257V30L255 31V32H257V33H255L256 35V37L254 38L257 42L258 41H260V42H258V43H264V20L261 22V20H259V21H257L256 22ZM79 25V26H78ZM85 27H84V26ZM94 25V26H93ZM168 25H170V27H168ZM192 30H190L187 26ZM218 25H220L222 28H220V26H218ZM57 26H59V25H57ZM67 26V27H66ZM77 26H78V28H77ZM109 26V25H108ZM108 26H107V28H108ZM133 26V27H132ZM191 26V27H190ZM235 26V27H234ZM17 27H18V29H20L19 30V32H21V33H19L18 32V30H17ZM27 27V28H26ZM62 27V26H61ZM88 27V28H89ZM110 27V26H109ZM201 27V28H200ZM237 27V28H236ZM82 28V29H83ZM114 27H112V29H115ZM120 28H122V29H124L126 32H123ZM142 28V29H143ZM217 28V29H216ZM223 28L225 29L224 30V32H223ZM235 28V29H234ZM23 29H25L26 31H27V29L29 30L27 33H26V31H25V33L23 32L24 30ZM30 29H31V31H30ZM63 29H64V27H63ZM108 29H110V28H108ZM142 29H140L139 30V33L140 32H142L143 30ZM165 29V30H164ZM172 29V30H171ZM203 29V30H202ZM221 29V33H220V30ZM15 30V31H14ZM120 30H121V32L122 33H120ZM138 30L137 31H135L134 30V32H138ZM142 30V31H141ZM153 30H155V33H156V31H157V33L158 34H155V33H153L154 31ZM218 30V31H217ZM17 31V32H16ZM130 31V32H129ZM228 31V32H227ZM144 32V31H143ZM143 32L141 33V34H143ZM193 34H191V33ZM226 32H227V34H226ZM230 32V33H229ZM238 32V34L236 35V33ZM241 32V34H239ZM11 33H12V35H11ZM31 33V34H30ZM37 33V34H36ZM124 33V34H123ZM188 33H190V34H188ZM254 33L252 34V36L251 37H254ZM19 34V35H18ZM81 34H84V32H82ZM87 34V33H86ZM120 34H121V36H120ZM151 34V35H150ZM14 35V36H13ZM40 35V36H39ZM68 35V36H67ZM114 35H115V33H114ZM137 35H138V33H137ZM145 35V37H146V34H144ZM148 35V34H147ZM156 35H159L158 37H156ZM162 37H161V36ZM209 37H208V36ZM231 35L233 36L232 38H231ZM67 36V37H66ZM115 36H117L118 37V35H115ZM131 36V38L130 39H126V37H130ZM183 36V37H182ZM212 36H213V38H212ZM225 36L227 37V38H225ZM23 37V38H22ZM25 37V38H24ZM36 37V38H35ZM42 39H41V38ZM60 37H62V38H60ZM79 37L81 38L82 37V35L80 36L79 35ZM116 37V38H117ZM118 37V38H119ZM141 37H143V36H141ZM189 37V38H188ZM190 37H192V38H190ZM263 37V38H262ZM34 38V39H33ZM65 38V39H64ZM92 38V37H91ZM117 38V39H118ZM144 38V37H143ZM165 38V37H164ZM201 38V39H200ZM29 39H30V41H29ZM117 39H115L116 41H117ZM147 39L148 38H146V42H144V43H147L148 44V41H147ZM171 39V38H170ZM177 39V40H176ZM189 39L192 41H189ZM216 39V40H215ZM228 41H227V40ZM23 40V41H22ZM37 40V41H36ZM42 42H41V41ZM68 40H70L71 41V44L70 43H68L69 41ZM115 40H113V41H115ZM145 40V39H144ZM203 40V39H202ZM262 40V41H261ZM20 41V42H19ZM27 41V42H26ZM35 41V43H33ZM66 41H68V42H66ZM84 41H86V43L90 46L88 49H86L87 47H88V45H86V46H84L85 45V42ZM91 41H93L92 43H91ZM135 41V42H136ZM137 41V42H138ZM152 41H154V40H152ZM152 41H151V44H152ZM157 41H162V40H157ZM171 40H169V42H170ZM187 42V44H185L186 42ZM189 41V42H188ZM12 42V43H11ZM167 42V41H166ZM168 42V43H169ZM181 42H178V43H181ZM29 43V44H28ZM38 43V44H37ZM40 43V44H39ZM81 43H83V44H81ZM115 43V42H114ZM126 43V42H125ZM143 43V45H145ZM153 43H157V42H153ZM162 43H165V40H164V42H162ZM161 43V44H162ZM94 44V43H93ZM127 44V43H126ZM189 44H188V46H189ZM37 45V46H36ZM41 45V46H40ZM46 46V47H48V49H46V47L43 49L44 51H42V48L44 47V46ZM69 45V46H68ZM106 45V44H105ZM123 45V44H122ZM149 45L150 44H148V47H149ZM158 45H159V43H158ZM179 45V44H178ZM178 45L176 46V47H178ZM27 46H28V48H27ZM38 46H40V47H38ZM71 46V47H70ZM82 46V47H81ZM141 46V45H140ZM156 46L157 45H152L151 47H155L156 48ZM187 46V47H188ZM31 47L32 48H34L33 50L31 49ZM42 47V48H41ZM105 47V46H104ZM107 47V46H106ZM143 47V46H142ZM142 47H141V49H142ZM145 47V46H144ZM147 47V50L148 49H150V50H153V48L151 49V48H148ZM175 47V46H174ZM175 47V48H176ZM186 47V48H187ZM21 48H23V49H21ZM30 48V49H29ZM41 48V49H40ZM128 48V49H127ZM181 48V47H180ZM85 49H86V51H85ZM133 49H134V51H133ZM138 49V48H137ZM140 49V50H141ZM46 50V51H45ZM139 50V49H138ZM143 50V49H142ZM10 51V52H9ZM39 51V52H38ZM96 51V50H95ZM40 52H42L41 53V55L42 56H40ZM46 52H48L47 54H45ZM82 52V53H81ZM83 52H85V53H83ZM89 52H90V55H87V54H89ZM91 52H93V55L91 56ZM123 52H125V53H123ZM144 52H145V50H144ZM44 53V54H43ZM120 53V54H119ZM150 53L152 54V52L150 51ZM20 54V55H19ZM22 54H23V56H25L26 55V58H29L30 57V59H27V60H25L26 58L25 57H22ZM33 54V55H32ZM86 54V55H85ZM129 54H128V56H129ZM136 54V53H135ZM134 54V55H135ZM146 54H147V52H146ZM146 54H145V56H146ZM157 54H160V53H157ZM32 55V56H31ZM37 55V56H36ZM39 55V56H38ZM83 55V56H82ZM94 55H96V56H94ZM98 55V56H97ZM141 55H143V53L141 54ZM48 56H50L51 58H49ZM120 56V57H119ZM33 57V58H32ZM39 57H42V59L40 58V60H42V61H39ZM44 57V58H43ZM88 57H90V58H88ZM102 57V58H101ZM106 57H108V56H106ZM124 57V56H123ZM147 57H148V59H149V54L147 55ZM147 57H146V59H147ZM157 59H156V58ZM158 57H159V59H158ZM23 58H25V59H23ZM93 58V59H92ZM97 58V59H96ZM99 58V59H98ZM102 60H101V59ZM129 58V57H128ZM127 58V56L125 57V59L124 60H126L127 62H128V59ZM141 58H143V57H141ZM140 58V59H141ZM162 60H161V59ZM23 59V60H22ZM52 61H51V60ZM123 58H121V60H122ZM32 60V61H31ZM83 60V61H82ZM93 60H95V64H96V62L97 61H99V63L98 64H96L95 66H93L92 65V63H94V61ZM157 60V61H156ZM27 61H29V62H32V63H28ZM82 61V62H81ZM85 61V62H84ZM101 61V62H100ZM106 61V60H105ZM146 61V60H145ZM161 62V64H160V62ZM249 61V58L248 57H244L243 59H242V63H247ZM13 62V63H12ZM24 62V63H23ZM34 62V63H33ZM90 62H92V63H90ZM103 62V63H102ZM153 62V63H152ZM11 63V64H10ZM26 63H28V64H26ZM36 63V64H35ZM49 65H48V64ZM84 63V64H83ZM100 63H102V65H101V68H100ZM111 63H113V64H111ZM121 63L122 64H124V62H122L121 61ZM139 63V62H138ZM140 63H141V61H140ZM142 63V64H143ZM13 64L15 65V66H13ZM81 64H82V67L83 68H85V69H82L81 67L79 68V66H81ZM87 64V65H86ZM91 64V68H89L88 67V65H90ZM121 64V65H122ZM125 64L127 65L128 63H126L125 62ZM158 64V65H157ZM162 66V67H159L160 65ZM22 65H25V66H22ZM111 65V66H110ZM156 65L159 67H156ZM10 66H11V68H10ZM36 66V67H35ZM97 66V67H96ZM99 66V67H98ZM105 66V67H106ZM156 68H158V69H156ZM43 67V68H42ZM50 67V68H49ZM93 67H96V69L98 70H96L95 68H93ZM119 67V66H118ZM13 68V69H12ZM16 68V69H15ZM39 68H41L42 70H44V71H41V69H39ZM93 68V69H92ZM15 69V70H14ZM87 69H89V70H87ZM120 72H121V68H117ZM10 70V71H9ZM11 70H12V72H11ZM14 70V71H13ZM97 72H96V71ZM117 70V71H118ZM122 70H123V68H122ZM128 70V69H127ZM136 70V71H135ZM154 70H156V71H154ZM46 71V72H45ZM58 71V72H57ZM82 71V72H81ZM99 71H100V73H99ZM110 71V72H111ZM116 71V70H115ZM117 71H116V73H117ZM151 71V72H150ZM57 72V73H56ZM61 72V75H64V76H60V73ZM78 72L80 73L81 72V76H79L78 75ZM86 72V73H85ZM89 72V73H88ZM120 72H119V74H120ZM154 72H157V73H155V75L156 76H158V78H153L155 75H154ZM39 73H40V75H39ZM95 73H96V75H95ZM113 73H114V71H113ZM147 73H149V76H148V74ZM151 73V74H150ZM153 73V74H152ZM66 74H68L67 76H68V78H66ZM77 74V75H76ZM112 74V73H111ZM111 74H109L111 77L113 76V74L111 75ZM124 74V75H123ZM144 74H145V76H144ZM38 75V76H37ZM49 75H52L53 77H49ZM56 75H58L59 77H57ZM86 75H88V76H90L89 77V80H88V76L87 77H85ZM91 75H92V77H91ZM104 75H106V74H104ZM127 75V76H126ZM136 75V76H135ZM144 77H146V75L148 76V78H146V81H144L145 80V78H143V76ZM162 77H160V76ZM29 76L32 78V79H29ZM39 76H40V78H39ZM46 76L48 77V78H50V79H48V78H46ZM56 76V77H55ZM96 76H97V78H99L98 79V81L96 82V83H98V84H95V86H93V83H89V82H91V81H95V80H97L96 79ZM108 76V75H107ZM106 76V77H107ZM109 76V77H110ZM117 76V75H116ZM115 76V77H116ZM126 76V77H125ZM138 76V77H137ZM142 76V77H141ZM155 76V77H156ZM21 77V78H20ZM24 77V78H23ZM61 77H63L62 79H61ZM79 77H82V78H80L79 79ZM93 77H95V78H93ZM110 77V78H111ZM119 77V76H118ZM141 77V78H140ZM193 78H190L189 79V81L190 80H192L193 82H192V85H194V89H193V86L192 85H189V84H191L190 82H188L189 84L188 85H186V87L188 86V87H190L189 88V90L188 91H190V89L192 88V94H191V91H190V95H192L193 97H195V98H198V100H200L201 102H202V104L207 108V109H209V110H211V111H213V112H216L217 114H218V116H221L222 114V109L225 107V105L228 103V101H229V93H228V91H226V90H223L222 88H220V87H218V86H216L215 84L214 85H212V86H209L208 84H207V82L206 81H204L203 80V78L199 75V74H193V76H192ZM23 78V79H22ZM25 78H28V79H26L25 80ZM37 78V79H36ZM59 78V79H58ZM78 78V79H77ZM85 79V81H84V79ZM13 81H16V82H11V80ZM21 79H22V81H21ZM36 79V80H35ZM54 79V80H53ZM65 79V80H64ZM82 79H83V82L84 83H86L85 85H83V86H85V87H83V88H85V89H80L79 87V84L80 83H78V81H82ZM94 79V80H93ZM129 79V80H128ZM18 80V81H17ZM29 80H34V81H32V82H34V83H32L31 81V83H30V85H28V84H26L25 82H28L29 83ZM37 80H38V82H37ZM41 80V81H40ZM43 80H45L46 81V83H47V86H46V83L43 81ZM52 80V81H51ZM61 80V81H60ZM63 80V81H62ZM77 80V81H76ZM102 80V79H101ZM140 80H143V82L142 81H140ZM150 80V81H149ZM59 81V82H58ZM69 81V82H68ZM77 83H76V82ZM108 81V80H107ZM156 81V82H155ZM40 82L44 85L45 84V86L46 87H44L43 85H41L40 87L41 88H43V89H45V90H42L40 87H39V85H40ZM44 82V83H43ZM49 82V83H48ZM72 82V83H71ZM83 82H81L82 84H84ZM87 82L89 83V85H87ZM161 82H163V83H161ZM17 83V84H16ZM22 83V84H21ZM24 83V84H23ZM39 83V85H37ZM54 83L55 84H60V85H62V86H60V85H58L59 86V88H57L58 86L57 85H55V87H54ZM62 83V84H61ZM66 85V84H68V86L70 85L72 88H69V87H67V85L66 86H63L64 84ZM95 83V82H94ZM150 83H151V85H153V88H155V93H156V91L157 90H160V91H163V93H162V95H161V93H160V91H157V93L158 94H160L161 96H159V95H155L154 93H152V86H151V91H149V93H148V91H147V89L149 90V87L150 86H148V85H150ZM161 83V84H160ZM171 83V84H170ZM19 84H18V86L16 87V88H21V87H19ZM32 84V85H31ZM51 84H52V86H51ZM75 84H77V85H75ZM82 84H80L81 86H82ZM100 84H101V86H100ZM128 84V85H127ZM156 84L157 85H160V86H156ZM169 84V85H168ZM38 87H37V86ZM75 87H78L77 89H75L74 88V86ZM86 85L87 86H90L91 85V87H90V89H89V87H86ZM96 85H99V86H96ZM142 85V87H140ZM146 85L148 86L147 88H145L146 87ZM164 85V86H163ZM34 86H33V89H34ZM125 86H129V87H125ZM144 86V87H143ZM168 86H170V87H168ZM192 86V87H191ZM216 86V87H215ZM51 87H53L52 88V90H50L51 89ZM93 87V88H92ZM95 87V88H94ZM98 87V88H97ZM116 87H117V89H116ZM159 87H161L160 89H159ZM167 88V90L165 89V88ZM212 87V88H211ZM47 88V89H46ZM49 88V89H48ZM57 90H56V89ZM131 88V89H130ZM157 88V89H156ZM164 88V89H163ZM9 89H11V88H8V90ZM26 89H28V91L26 90ZM25 89V91H27V93H29V89H32V87L31 88H26ZM32 89V90H33ZM35 90L34 91V93L37 95V91H39V90ZM73 89V90H72ZM75 89V90H74ZM114 89H116V90H114ZM118 89H119V91H118ZM130 89V90H129ZM144 89V90H143ZM163 89V90H162ZM188 89V88H187ZM187 89H186V91H187ZM214 89V90H213ZM21 91H20V93H22V94H25V91H24V93H23V91L22 90H24V89H20ZM41 90H42V94H41ZM48 90H50L51 91V93H52V95L50 94V91H49V94H48ZM56 90V91H55ZM63 90H64V93H63ZM65 90H68V91H65ZM77 90V91H76ZM78 90H82V93H84V91H85V93H84V95H82L81 96V94L82 93H80V94H78L79 93V91ZM109 90V91H108ZM111 90H113V91H111ZM172 90H173V95H172ZM222 90V91H221ZM43 91H46V94H48L49 96H47L46 94H43ZM71 91H72V93H71ZM116 91H117V93H116ZM186 91L184 92L185 94H186ZM193 91H194V94H193ZM208 91H209V93H208ZM214 91H215V93H214ZM105 92H106V94H108V95H105ZM8 93H9V91H8ZM34 93H31V91H30V93L29 94H26L27 96H25V98L26 97H28V96H30L31 94L33 95ZM54 93V94H53ZM69 93H71V94H69ZM73 93H74V95H73ZM75 93L77 94V96L75 95ZM114 93H116V94H114ZM121 93H123V95L124 96H122L121 95ZM166 93V94H165ZM182 94L183 96H181L180 94V96L178 97V98H181V99H183V97L185 96V94ZM213 93V94H212ZM260 93H262V94H260ZM10 96L12 97V90L10 91ZM38 94V95H39ZM57 94H58V91H57ZM70 96H69V95ZM111 94V95H110ZM112 94H113V96H112ZM128 94V95H127ZM143 94L145 95V96H143ZM151 94V96H152V94H154L153 96L155 97H150L149 95ZM170 94H171V96H170ZM212 94V95H211ZM39 95V97H44V96H40ZM73 95V96H72ZM103 95V96H102ZM105 95V96H104ZM187 95H189L188 93H187ZM185 96V98L184 99H186V97L189 99H193V98H191V97H189V96ZM19 99H21L20 97L22 96H20L19 97V94H17L16 95ZM24 96V95H23ZM22 96V97H23ZM34 96V95H33ZM33 96H31L30 98H26V99H28V102H29V105H30V110H32L33 109V107H34V109L36 110V109H38L39 111H43V110H40L41 109V107L42 108H44V111H51V110H49L48 108L49 107H51V105H52V103H50L49 104V107L47 108V107H45V105H42L40 108H37V107H39L40 106V104H38V106H36V98H34V100H33ZM51 96V99H49L48 97H50ZM52 96H55L54 97V99H52ZM69 96V97H68ZM78 96H79V98H78ZM81 96V97H80ZM115 96H116V99H115ZM129 96V97H128ZM157 96V97H156ZM227 96V97H226ZM258 96L259 97H257L256 99H254V100H252V101H246L247 102V104H246V102H244V107H250L251 108V110H252V113H253V117L255 118V120L256 121H261V120H264V88H260V90L258 91ZM36 97V96H35ZM70 97H71V99H70ZM83 97V98H82ZM103 97H104V99H103ZM105 97L107 98V99H105ZM110 97V98H109ZM120 97L122 98L120 101H119V99H120ZM137 97H138V100H135V99H137ZM152 98V99H150V98ZM159 97V98H158ZM17 98V99H18ZM61 98V97H60ZM64 98V97H63ZM141 98V99H140ZM154 98V99H153ZM169 98V100L167 101V99ZM33 100L34 102H32V101H30V100ZM39 99V98H38ZM49 99V100H48ZM65 99V98H64ZM79 99H80V101H79ZM100 99H102V100H100ZM109 99H110V101H112V102H110L109 101ZM115 99V100H114ZM140 99V100H139ZM143 99V101H141ZM147 99H148V101H149V103L148 102H146L147 101ZM158 99H159V101H158ZM172 99V100H171ZM187 99V100H188ZM23 100H24V98H22V100H20V105L22 106V103H23ZM41 100V99H40ZM63 100V99H62ZM106 100H107V103H106ZM152 100V101H151ZM174 100V101H173ZM178 100H180V99H178ZM42 100H41V102H43ZM73 101H72V103H73ZM79 101V102H78ZM82 101V102H81ZM154 101H156L157 103H158V105H159V103H160V105H162V103H163V105L162 106H159L158 107V112L156 111V109H154V112H155V114L154 113H152V110L153 109H151V110H149L150 108H152L151 106H150V104H151V102L153 103V104H156V102L154 103ZM181 102H182V100H180ZM180 101H178L177 103L178 104H180ZM185 100H183V102H184ZM224 101V102H223ZM226 101V102H225ZM18 102V101H17ZM22 102V103H21ZM28 102L25 100V102L24 103H26V104H24L23 103V106L22 107H24V105H27V107H28ZM32 104H31V103ZM69 102V103H70ZM105 102V103H104ZM183 102H182V104H183ZM34 103V104H33ZM44 103H42V104H44ZM165 103V104H164ZM146 104V105H145ZM152 104V106L153 107H155V105H153ZM31 105H33V107L31 106ZM57 105V106H58ZM65 105V106H64ZM68 105H69V107H68ZM96 105V106H95ZM106 105V106H105ZM130 105V106H129ZM139 105H143L142 106V108H143V113L141 112V110H142V108L139 106ZM147 105H149V106H147ZM48 106V105H47ZM150 107L149 109H147V107ZM156 106H157V104H156ZM27 107H25V109H27ZM55 107V106H54ZM53 107V110H55V108ZM77 107H75V109H77V110H79ZM145 107V108H144ZM164 108L163 110L162 109H160V108ZM46 108V109H45ZM65 108V109H64ZM134 108H136V110H134ZM139 108H141V110H138ZM156 108V107H155ZM22 109V108H21ZM33 109V111H31V112H29V113H32V112H34L33 114H36V115H33V114H30V115H28V112L25 110V112H24V110L21 112V114H22V116L24 117L25 116V113H27V115H26V117L28 118V116H29V120H30V116L31 115H33V116H38V117H35V119L37 118V120L40 122V118H41V121H42V119L43 120H45L47 123H49V126H50V121H54V120H56V118H54V120L52 119V120H50L49 122H48V119H50V118H46L45 117V115H46V113L44 114V113H41V112H38V114L35 112V110ZM56 109H57V107H56ZM84 109V110H83ZM129 109L130 110H132V112L129 114ZM149 110L148 112H147V110ZM254 109V110H253ZM259 111H258V110ZM28 110H29V107H28ZM52 110V111H53ZM69 110H70V108H69ZM74 110V109H73ZM72 110V111H73ZM83 110V111H82ZM128 112H127V111ZM144 110H146V111H144ZM163 112H162V111ZM50 112V114L51 113H53V112ZM55 111H58V110H55ZM112 111H114L117 115H116V117L114 116V120L115 121H118V123H119V126L117 127V130H113V126L111 125V126H107V128L105 127L106 125H108V121L110 120V119H113V117L112 118H109L110 117V115H111V112ZM126 112V115L127 114H129V115H127V117L126 116H124V114H122V113H125ZM135 111V112H134ZM160 111L162 112V113H160ZM49 112H47V114L49 113ZM71 112V111H70ZM77 112H79V111H77ZM76 111H75V113H77ZM138 112V113H137ZM54 113H56V117H57V115H58V119L60 120L61 119V114H63V113H60V112H58V113H60V115L59 114H57V112H54ZM73 112H71V115L73 116H70V117H72L73 119L76 117L74 114H72ZM80 113V114H81ZM89 113V114H88ZM91 113V114H90ZM95 113H96V115H98V113H104L103 114V116L101 117L100 115H98L97 116V118H96V116H95ZM118 113H120V114H118ZM137 113V114H136ZM146 115H145V114ZM10 114V113H9ZM67 114L68 115H70V113H68V111H67V113H65L64 115H66L67 116ZM108 114V116L106 117V115ZM110 114V115H109ZM121 114L123 115V117L121 116ZM132 114V115H131ZM135 114V116H133ZM139 114V115H138ZM160 114V115H159ZM162 114H164V115H162ZM12 114H10V115H7V116H9V118H7V124H9V125H7V124H5L6 126H5V128H6V130L8 129V126L9 127H11V129L9 128L8 130H7V132L10 134V132H11V130L13 131V128H14V120H15V122H18V121H20V123H22V122H24L23 120L26 118V117H22V116H20L21 118H23V120L21 121V118L19 119L18 117L16 118V119H13V116H11ZM44 115V116H43ZM49 115V114H48ZM91 115V116H92ZM104 115H105V117H104ZM141 116V118H139V117H137V116ZM33 116H32V118L31 119H33ZM41 116V117H40ZM47 116V115H46ZM53 116V115H52ZM51 116V117H52ZM75 116V117H74ZM78 116V115H77ZM101 117V118H98V117ZM121 116V117H120ZM145 116H147V117H145ZM44 117L47 119H44ZM69 117V116H68ZM67 117V118H68ZM126 117V118H125ZM128 117H131V118H129V120H127L128 119ZM160 117H161V119H160ZM167 117V119H165ZM26 118V119H27ZM71 118V119H72ZM120 118V119H119ZM122 118H123V122H122ZM126 120H125V119ZM154 118H156V120H152V119H154ZM157 118L158 119H160V121L162 120V121H164L165 120V122L163 123L162 122V124H161V122H159L158 121V124H157ZM164 120H163V119ZM11 120V119H13L12 120V122L11 121H8V120ZM17 119H18V121H17ZM66 119V118H65ZM72 119V120H73ZM83 119V118H82ZM85 119V118H84ZM97 119V120H96ZM103 119V120H102ZM136 119L140 122H137L136 121ZM141 119V120H140ZM150 119V120H149ZM172 119V118H171ZM29 120H26V121H28L29 122ZM70 119H68V120H66V121H69ZM71 120V121H72ZM77 120V119H76ZM80 120H81V118H80ZM79 120V121H80ZM91 120V121H90ZM121 120V121H120ZM30 121H32V120H30ZM57 121V123L58 124H60L59 122H58V120H56ZM65 121V120H64ZM70 121V122H71ZM82 121V120H81ZM90 121V122H89ZM94 121V122H93ZM114 121V122H115ZM125 121L127 122V123H125ZM141 121H144V122H141ZM172 121V122H171ZM240 121V120H239ZM9 122V123H8ZM27 122V123H28ZM45 122V123H46ZM55 122V121H54ZM69 122V123H70ZM103 122V123H102ZM134 124H133V123ZM137 122V123H136ZM145 122L147 123V124H145ZM169 122H171L170 123V125L169 124H167V123H169ZM242 122H247V120L246 119H243L242 120ZM26 123V122H25ZM24 123V124H25ZM27 123H26V126H25V128H27L28 129V126H29V124L30 123H32V122H29V124L27 125ZM46 123V124H47ZM56 123V124H57ZM61 123H63V121L61 120ZM74 124H75V122H73ZM87 123V124H86ZM91 123H92V125H91ZM105 123V124H104ZM132 125H131V124ZM137 125H136V124ZM139 123V124H138ZM151 123V124H150ZM153 123V124H152ZM23 124V123H22ZM40 124H42L41 122L39 123V125ZM46 124H44V122H43V124H42V127H43V125H46ZM55 123H53L51 126H54V127H52L53 129H49V130H54V129H56L55 128V126H56V124L54 125ZM57 124V125H58ZM65 124V123H64ZM61 125V126H63L64 127V129H65V125H67V122H66V124L65 125ZM95 124V125H94ZM140 124H141V126H140ZM144 124V125H143ZM150 124V125H149ZM160 124V125H159ZM32 125V124H31ZM30 125V126H31ZM69 125H71V123L69 124ZM148 125V126H147ZM165 125L167 126V129H166V127H165ZM169 125V126H168ZM47 126V125H46ZM48 126V127H49ZM61 126H59V127H61ZM74 126V125H73ZM78 126H80V123H79V125L77 124V126L75 125V129H76V127L77 128H79ZM143 126V127H142ZM144 126L146 127V128H144ZM172 126V127H171ZM24 127V126H23ZM23 127H21V129L23 128ZM41 127V128H42ZM45 127V126H44ZM57 127V126H56ZM59 127H57V128H59ZM89 127V128H88ZM150 127H153V130H151V128ZM155 127V128H154ZM175 127V129H177V130H175V129H173ZM41 128H40V126L38 127V129H40V131H41ZM104 128V129H103ZM120 128V129H119ZM44 131H42L43 133L45 132V129L44 128H42ZM47 129V128H46ZM60 129H62V127L60 128ZM64 129H62L63 130V132H66ZM67 129V128H66ZM69 129H73V128H71L70 126H69ZM68 129V130H69ZM80 129V128H79ZM106 129V130H105ZM119 129V130H118ZM121 129H122V132H121V134L120 135H118L117 136V134L118 133H120V131H121ZM145 129V130H144ZM9 130H10V132H9ZM48 130V131H49ZM61 130V131H62ZM85 130V131H84ZM148 130L150 131V132H148ZM165 130H167V132L165 131ZM168 130H170V131H168ZM173 130V131H172ZM178 130H179V132H178ZM48 131H47V133H48ZM60 131V133H62ZM74 131V130H73ZM76 131V130H75ZM103 131H104V133H103ZM113 131V132H112ZM123 131H124V133H123ZM132 132V134L131 133H129V132ZM152 131V132H151ZM161 131H163V133L161 132ZM50 132V131H49ZM54 132H55V134H57L58 132H57V130L55 131L54 130ZM71 132V131H70ZM117 132V133H116ZM128 132V133H127ZM147 132V133H146ZM7 133V135H9ZM22 134H23V131L21 132ZM26 133V132H25ZM24 133V134H25ZM46 133V135H48ZM51 133V132H50ZM52 133H53V131H52ZM51 133V134H52ZM103 133V134H102ZM127 133V134H126ZM146 133V134H145ZM148 133H150V135L148 134ZM170 133H172V134H170ZM173 133H174V135H173ZM22 134H21V138H23L22 137ZM51 134H49L50 135V137L48 138V137H45L44 136V134L42 135L41 134V137L43 136L44 137V139L43 138H38L39 140H40V142H41V139H43V140H45V142L46 141H50V139H51ZM55 134H53V135H55ZM59 134V133H58ZM57 134V135H58ZM74 134H75V132H74ZM104 134H105V136H104ZM124 134V135H123ZM131 134V136L132 137H135V138H137V139H140L141 137L143 138H141V140H137L136 139V141H138V143L140 142L142 145H145L144 146V148L142 147V145L140 144V146H139V144L135 141V139H133V138H131L129 135ZM135 134H137L138 136H139V138L138 137H136L135 136ZM145 134V135H144ZM160 134H162V135H160ZM164 134V135H163ZM166 134H169V135H166ZM175 134H177V135H175ZM187 134V135H186ZM6 135V136H7ZM52 135V136H53ZM127 135V136H126ZM165 135H166V137L167 138H169V136H170V139H168L167 140V138H165ZM59 136V135H58ZM108 136V137H107ZM109 136H111V137H109ZM121 136H123L124 137V139H123V137H121ZM144 136V137H143ZM174 136V138H171V137H173ZM184 136H186V139H185V137ZM11 137V136H10ZM107 137V138H106ZM114 137H116L117 139H119L120 140V137L122 138L120 141L119 140H116ZM127 139H126V138ZM180 137H182V138H180ZM7 138H8V136H7ZM32 138V137H31ZM56 137H54V139H55ZM83 138V139H82ZM84 138H86V139H84ZM129 138L130 139H132V143H135L134 145L132 144V146H131V143H130V141L131 140H129ZM158 138H162L163 140H159ZM164 138H165V141H164ZM177 138V139H176ZM53 139V137H52V143L53 144H56L57 143V141H56V143H55V140ZM127 141H126V140ZM181 139L183 140V141H181ZM185 139V140H184ZM12 140V141H11ZM17 140H19V141H17ZM32 140L34 141V139L32 138ZM87 140V141H86ZM124 140V141H123ZM128 140H129V142H128ZM142 140H144V142H145V140H146V142H145V144H143L144 142H142ZM188 140V141H187ZM247 140V139H246ZM108 143H107V142ZM119 143H118V142ZM126 141V142H125ZM134 141V142H133ZM18 142V143H17ZM22 142V144H24V146L23 145H21L20 143ZM24 142V143H23ZM80 142H82V143H80ZM86 142V143H85ZM188 142V143H187ZM252 142V143H251ZM256 142H257V138L256 137H253V136H250V139L248 138V142H246L245 141V144H256ZM51 142H49V144H50ZM51 143V144H52ZM80 143V144H79ZM32 144H33V142H32ZM78 144V145H77ZM82 144V145H81ZM126 144H127V146H126ZM57 145H58V143H57ZM124 146V147H122V146ZM79 146V147H78ZM23 147H24V149H23ZM139 147H141L142 149H144V150H142L141 148H139ZM20 148H22V150L20 149ZM26 148H27V150H26ZM112 148V149H111ZM139 150H138V149ZM102 149H103V151H104V153L102 154ZM115 149V150H114ZM78 150V151H77ZM109 150V151H108ZM141 150V151H140ZM57 153H56V152ZM59 151V152H58ZM120 153H118V152ZM125 151V152H124ZM129 151L132 153H129ZM140 151V152H139ZM169 151V152H170ZM21 152V153H20ZM25 152V153H24ZM40 154L39 156H41L40 158L39 157H37L36 158V156L38 155V153ZM64 152V153H63ZM18 154V155H16V154ZM23 153V154H22ZM35 154L36 156H34V155H32V157H31V154ZM53 153V154H52ZM54 153H55V155H54ZM122 153V154H121ZM134 153V154H133ZM30 154V157L28 156ZM48 154H50V155H48ZM57 154V155H56ZM97 154V155H96ZM119 156H118V155ZM24 155L25 156H28V158H30V159H28V158H26V157H24ZM172 155H174L173 154V152L171 153L170 152V159H171V161L172 162H181L182 161V159H180V157H178V156H172ZM15 156V157H14ZM44 156V157H43ZM126 156V157H127ZM131 156V158H130V156H129V158L130 159H132L130 162H129V158H127L126 160H125V163L124 164H126V162L128 163V164H126L127 165V167H124V169L122 168V173H125L126 171V173L125 174H127L128 176H129V174H130V177H146V176H148V175H153V174H156V172H157V170H156V172H155V170H154V168L153 169H151V170H149V168H151L152 166L150 165L149 166V168H148V165L149 164H151V162H148V163H146L147 161H150L149 160V158L147 157V156H145V157H142L141 159V161L140 162H138L137 163V161H135V158H133ZM14 157V158H13ZM34 157V158H33ZM257 156L255 155H251L249 158H250V160L252 161V163L256 166H259V167H263L264 168V153L262 154V156H258L257 158H256ZM20 158V159H19ZM26 158V159H25ZM36 158V159H35ZM144 158H145V160H144ZM11 159H13V160H11ZM17 160V161H14V160ZM18 159H19V163H18ZM33 159V160H32ZM44 159V160H43ZM79 159H81V160H79ZM129 159V160H128ZM134 159V160H133ZM32 160V161H31ZM12 161V162H11ZM23 161V162H22ZM41 161V162H40ZM135 161V162H134ZM146 161V162H145ZM14 162V163H13ZM53 162V163H52ZM85 164V165H83V163ZM114 162H115V164H114ZM220 162L221 161H219V162H215L214 164H216V166L215 165H213L214 167H213V172H212V174L210 175L211 176V179L213 180V182L214 183H218L219 185H218V187L217 188H219V190H221V191H219L218 189H216L215 191H217L218 193H216V195L218 194L219 195V192H220V196H222V194L224 193V196H225V198H224V196H222V197H220V198H224V199H222V200H225L226 198L228 199L229 198V200H227V201H229V203H230V201H232V200H230V198H231V196L230 195H232V194H234V195H232V197H234V199H236V197H237V199H238V197L240 198L241 196L243 197V198H245V199H247L249 196L250 197H252V196H258V194L259 193H264V180H261V179H257V178H253L251 175H248V176H245V177H243V179H241V180H237V179H233V178H230L229 176L227 177L226 175H227V173H229L228 172V170L229 171H233V169L235 170V168L237 167L231 160H229V159H225V162H223V163H221L220 164ZM259 162H260V164H259ZM30 163H32V165L30 164ZM52 163V164H51ZM134 163V164H133ZM142 163V168H141V166H139L138 167V165H140ZM145 163V164H144ZM146 165V167L144 166V165ZM148 164V165H147ZM219 164V165H218ZM223 164V165H222ZM35 165V166H34ZM68 165V166H67ZM82 165V166H81ZM131 165H134V166H136L137 168H138V170L137 169H135V170H137V171H135V173H134V166H131ZM28 166V167H27ZM221 168H220V167ZM233 166V167H232ZM23 167V168H22ZM31 167V168H30ZM39 167V168H38ZM67 167V168H66ZM132 167V168H131ZM216 167H218V168H216ZM35 168H37L38 169V171H39V173H38V171H37V169H35ZM129 168V169H128ZM148 168V169H147ZM214 168L216 169V170H214ZM233 168V169H232ZM127 169V170H126ZM132 169V170H131ZM139 169H140V171H139ZM228 169V170H227ZM58 170H59V173H58ZM67 170H69V172L67 171ZM128 170H129V173H128ZM154 170V173L153 172H151V171H153ZM12 171V172H11ZM27 171H28V173H27ZM46 171H47V173H46ZM62 171H63V173H62ZM66 171H67V176H66V174L64 175V173H66ZM71 171H73V172H75V171H78V173H77V175H72L73 174V172H71ZM12 173V177L10 176L11 175V173ZM36 172V173H35ZM44 172V173H43ZM54 172V174H52V177L49 175L50 173H53ZM132 172V173H131ZM139 172H140V174H139ZM18 173H19V175L21 176H17L18 175ZM21 173V174H20ZM29 173L31 174V175H29ZM38 173V174H37ZM70 173V174H69ZM72 173V174H71ZM16 174V175H15ZM24 174V175H23ZM43 176H41V175ZM44 174V175H43ZM62 174V175H61ZM76 174V173H75ZM144 174V175H143ZM33 175V176H32ZM35 175H37V177L35 176ZM46 175V176H45ZM56 175H57V178H56ZM70 175V176H69ZM2 176V177H1ZM5 176V177H4ZM24 176H26V178H27V176L29 177V178H24ZM30 176H31V179H30ZM36 177V178H35ZM45 177V178H44ZM48 177H50V179L48 178ZM53 177H55L54 178V180H52L53 179ZM58 177H61V178H58ZM73 177V178H72ZM77 177V178H76ZM15 180H17V181H14V179ZM24 178V179H23ZM33 178H35V179H33ZM44 178V179H43ZM52 178V179H51ZM75 178V179H74ZM12 179V180H11ZM61 179V180H60ZM67 179H69L68 181H67ZM10 181V182H9ZM13 181V182H12ZM23 181V182H22ZM37 181V182H36ZM46 181V182H45ZM71 181H74V182H71ZM237 181H241L242 182V184L240 185V187H236V183H237ZM255 181V182H254ZM68 182V183H67ZM22 183V184H21ZM41 182H40V184H42ZM71 183V184H70ZM73 183V184H72ZM261 183V184H260ZM263 183V184H262ZM30 184V185H29ZM21 185V186H20ZM55 185V186H56ZM59 185V186H60ZM61 185V186H62ZM31 186V187H30ZM34 186V187H33ZM3 187H4V185H2V184H0V192H2L3 191ZM25 187H28V188H25ZM226 187V188H225ZM245 188H247V189H245ZM225 189H227V190H225ZM251 189V190H250ZM20 190V191H19ZM229 190V191H228ZM226 191H228V192H231V194L230 195H228V192H226ZM221 192H222V194H221ZM22 193H26V192H24L23 190H22ZM226 193V194H225ZM235 194H236V196H235ZM257 194V195H256ZM226 195H228V196H230V197H226ZM238 195V196H237ZM240 195V196H239ZM247 197V198H246ZM249 197V199H251ZM254 197H252V199L254 200ZM134 198V197H133ZM231 199H233V198H231ZM233 199V200H234ZM241 199V198H240ZM251 199V200H252ZM237 201V200H236ZM130 203H132V204H130L131 206H130V208L127 210V213H125L123 216H122V219L124 220V222H126L128 225H130V224H132V225H139V226H142V227H148V226H150V222H149V220H148V217H147V211H145V210H142V208L140 209V207H139V205H137V203H136V199L134 200V199H132L131 200V198H130ZM227 203V202H226ZM136 204V205H135ZM61 205L59 204V208H62V206L60 207ZM136 207V208H135ZM130 210V211H129ZM130 213H129V212ZM139 211V212H138ZM242 215H244V213L242 214ZM247 216V215H246ZM124 217V218H123ZM55 218H52L51 220H52V222H51V220L49 221V228H51V227H55V228H59V227H65L66 226V222H58V221H56V219L54 220ZM5 220H6V218H0V225H1V223H2V225L4 224V222H5ZM126 220V221H125ZM55 221V222H54ZM63 223V224H62ZM241 223V224H240ZM243 223V224H242ZM27 224V223H26ZM237 224H238V226H237V228L235 229V230H231V234L232 235H234V238L236 239H234V241L235 242H233V241H228L227 239H225V238H222L221 236V238L218 236V235H220V233H214V236H213V234L212 235H210L209 233H207V232H205L204 230H201V229H198L197 230V238L199 239V241L204 245V247H206V248H208V250L209 251H211V252H213L214 254H216L217 255V260H218V262L219 263H223V264H236V262L235 261H233L232 260V256L233 255H231L232 254V249H231V244H236V245H241V246H239L238 245V247L243 251L244 250V253H246V251H247V253L249 252V251H252V252H250V253H252V255H253V252H262V253H264V240L262 239L263 238V235H264V230L262 229L261 230V224H253V223H247L245 220H241L240 222H237ZM1 225V226H2ZM51 225V226H50ZM0 226V227H1ZM61 227V228H62ZM239 228V229H238ZM245 228H247L246 230H245ZM249 230V231H248ZM42 233V231L41 230H37V233L38 234H36V231H35V235H39L40 233ZM30 233V231H27V233L26 234H24V232H23V234L24 235H26V237L27 238H30V235L31 234H29ZM251 233V234H250ZM68 234V233H67ZM67 234H63V233H59V234H57L56 235V237L57 238H64V239H70V237H72L73 236V234H74V232L72 231V232H70V234L72 235V236H69V234L67 235ZM209 234V235H208ZM0 235H1V233H0ZM67 235V236H66ZM217 235V236H216ZM236 236V237H235ZM250 236H251V238H250ZM4 236L3 235H1L0 236V252H1V254H3L4 253V255L6 254V255H15V254H17V253H19L20 252V248H18L17 246H12L11 245V247H8V246H6V244L4 243V238H3ZM68 237V238H67ZM213 237V238H212ZM214 239H216V241L214 240ZM218 239H220V240H218ZM227 241V242H226ZM230 242V243H229ZM237 242V243H236ZM4 244V245H3ZM245 248H244V247ZM263 247V248H262ZM230 248V249H229ZM243 248V249H242ZM256 253H254V254H256ZM221 254H223L222 256H221ZM248 255H250L249 253H248ZM227 256H229V257H227ZM230 256H231V258H230ZM164 257H166V259H164L165 260V263L166 264H173L174 263V261H175V258H176V251H175V249L174 248H171V250L169 249V250H167L166 251V253L164 254ZM238 264V263H237Z\"/></svg>",
	"mask_w": 264,
	"mask_h": 264
}]
</instances>
